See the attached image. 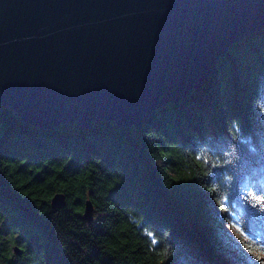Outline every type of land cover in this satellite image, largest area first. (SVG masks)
Instances as JSON below:
<instances>
[{
	"label": "trees",
	"instance_id": "16d2710c",
	"mask_svg": "<svg viewBox=\"0 0 264 264\" xmlns=\"http://www.w3.org/2000/svg\"><path fill=\"white\" fill-rule=\"evenodd\" d=\"M0 264H264V27L139 125L0 102Z\"/></svg>",
	"mask_w": 264,
	"mask_h": 264
},
{
	"label": "water",
	"instance_id": "95a60500",
	"mask_svg": "<svg viewBox=\"0 0 264 264\" xmlns=\"http://www.w3.org/2000/svg\"><path fill=\"white\" fill-rule=\"evenodd\" d=\"M262 27L264 0H0V102L38 127L139 125Z\"/></svg>",
	"mask_w": 264,
	"mask_h": 264
},
{
	"label": "rangeland",
	"instance_id": "374dc122",
	"mask_svg": "<svg viewBox=\"0 0 264 264\" xmlns=\"http://www.w3.org/2000/svg\"><path fill=\"white\" fill-rule=\"evenodd\" d=\"M233 230H234V232H236L238 235H240L241 237L244 238V236H243L242 234H240V232H239L235 227H233Z\"/></svg>",
	"mask_w": 264,
	"mask_h": 264
}]
</instances>
